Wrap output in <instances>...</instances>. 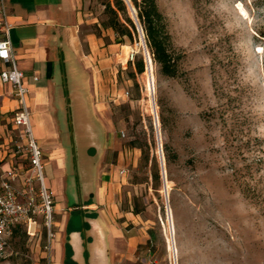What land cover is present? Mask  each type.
Wrapping results in <instances>:
<instances>
[{
    "label": "rangeland",
    "instance_id": "obj_1",
    "mask_svg": "<svg viewBox=\"0 0 264 264\" xmlns=\"http://www.w3.org/2000/svg\"><path fill=\"white\" fill-rule=\"evenodd\" d=\"M156 4L173 47L182 55L176 78L161 74L152 61L129 2L136 37L119 40L110 29L100 31L105 44L112 42L107 31L116 44L111 53L115 68L110 76L102 74L106 89L101 116L113 125L125 150L113 201L122 213L143 208L134 215L136 221L120 219L126 235L143 238L133 262L115 263L112 254V264H264V164H258L264 157V0H156ZM103 10L100 0H84L81 11L88 22L80 27L82 37L95 31L94 25L104 19ZM145 51L152 62V110ZM140 57L144 72L132 77ZM10 98L9 86L0 84V168L11 170L15 176L11 184L20 190L29 159L17 152L20 138L13 124L17 109L8 104ZM27 107L37 140L34 111ZM211 110L215 117L205 120L203 114ZM134 141L141 149L130 146ZM245 165L247 197L238 176ZM43 174L45 179V169ZM33 187L36 190L38 184ZM171 226L176 259L168 248ZM53 232L46 254L43 237H29L19 228L0 264H63V238L58 227Z\"/></svg>",
    "mask_w": 264,
    "mask_h": 264
},
{
    "label": "crops",
    "instance_id": "obj_2",
    "mask_svg": "<svg viewBox=\"0 0 264 264\" xmlns=\"http://www.w3.org/2000/svg\"><path fill=\"white\" fill-rule=\"evenodd\" d=\"M2 2L14 61L24 73L26 103L34 111L36 141L45 156L44 182L54 199L62 255L67 242L75 264H112V254L115 263H131L143 238L125 234L120 219H136L113 201L125 150L113 125L101 116L103 76L115 68L113 34L107 31L112 42L106 44L93 33L80 35L88 22L81 11L84 0ZM8 104L18 107L14 98ZM42 110L46 117L40 116Z\"/></svg>",
    "mask_w": 264,
    "mask_h": 264
},
{
    "label": "built area",
    "instance_id": "obj_3",
    "mask_svg": "<svg viewBox=\"0 0 264 264\" xmlns=\"http://www.w3.org/2000/svg\"><path fill=\"white\" fill-rule=\"evenodd\" d=\"M9 28L3 2L0 0V84L9 85L11 95L18 102L13 117V124L19 131L20 138L16 148L18 153L24 152L29 159V169L20 190L11 184L15 179L11 170L0 168V260L10 252L8 239L14 228L23 227L29 237H37L39 240L43 237L46 254L55 236L54 199L44 182V157L32 134L26 103L28 90L24 84V73L14 61L8 39ZM129 58L133 59V53H130ZM34 182L38 184L36 190Z\"/></svg>",
    "mask_w": 264,
    "mask_h": 264
},
{
    "label": "trees",
    "instance_id": "obj_4",
    "mask_svg": "<svg viewBox=\"0 0 264 264\" xmlns=\"http://www.w3.org/2000/svg\"><path fill=\"white\" fill-rule=\"evenodd\" d=\"M100 2L104 7V19H102L99 24L94 25L95 31L93 33L97 37H101V29L112 30L116 35V39L119 40L126 37L131 41L136 37L137 29L135 23L128 14L127 2H129L135 9L136 18L144 34L146 47L152 61L159 66L160 73L170 78H176L180 75L179 62L182 55L172 45L170 34L166 29L164 16L159 11L156 0H100ZM128 65L130 66L131 63H128ZM143 72L144 62L142 57H140L134 63V71L131 73V76L134 77L135 74H141ZM215 84L216 83H214V86ZM214 117L215 112L212 110L203 114L205 120H211ZM224 140L225 142L228 141L226 135ZM130 146L132 148L141 149V144L138 141L132 142ZM258 164H264V157L258 159ZM244 168L241 169V173L240 171L238 172V176L243 185L242 193L247 197L250 196V190H248L249 184L246 181V177L249 174V167L245 165ZM262 168H264V166ZM235 172L237 173V171ZM154 178L156 181H159L158 173L154 174ZM142 210V207L137 209L134 207L131 212L134 215H138ZM18 229L19 227L12 230L8 239L9 244L11 243L13 233ZM66 231H71V226L69 224ZM149 232L151 233V231ZM72 255L71 246L65 242L63 264H75ZM85 256H87L86 253Z\"/></svg>",
    "mask_w": 264,
    "mask_h": 264
},
{
    "label": "bare ground",
    "instance_id": "obj_5",
    "mask_svg": "<svg viewBox=\"0 0 264 264\" xmlns=\"http://www.w3.org/2000/svg\"><path fill=\"white\" fill-rule=\"evenodd\" d=\"M144 75H145V79H146V89H147L148 94H149L148 103H149L150 109L152 110L153 108L155 109V106H154V102L152 100V86H153L152 62H151L149 57L147 60V70H146ZM154 113L156 114V110L154 111ZM170 228H171V230H170ZM170 228H169L168 248H169L170 252L173 253L174 258L176 259L178 251H177V247L175 244L174 229L172 226Z\"/></svg>",
    "mask_w": 264,
    "mask_h": 264
},
{
    "label": "water",
    "instance_id": "obj_6",
    "mask_svg": "<svg viewBox=\"0 0 264 264\" xmlns=\"http://www.w3.org/2000/svg\"><path fill=\"white\" fill-rule=\"evenodd\" d=\"M145 55H146V61H147L148 60V57H149L147 51H145ZM154 118L157 119L156 114H155V117ZM155 125H157V121L155 122ZM156 135H157V138H158V131H157V129H156ZM160 160H162V159L160 158ZM161 167H162V178H163V181H164V190H166V186H165V181H166V179H165V171H164V167H163V164L162 163H161Z\"/></svg>",
    "mask_w": 264,
    "mask_h": 264
}]
</instances>
